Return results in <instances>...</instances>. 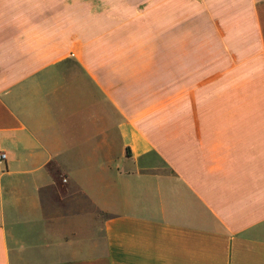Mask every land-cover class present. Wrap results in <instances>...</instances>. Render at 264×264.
Wrapping results in <instances>:
<instances>
[{"label":"crops","instance_id":"crops-1","mask_svg":"<svg viewBox=\"0 0 264 264\" xmlns=\"http://www.w3.org/2000/svg\"><path fill=\"white\" fill-rule=\"evenodd\" d=\"M0 264H264V0H0Z\"/></svg>","mask_w":264,"mask_h":264},{"label":"built area","instance_id":"built-area-1","mask_svg":"<svg viewBox=\"0 0 264 264\" xmlns=\"http://www.w3.org/2000/svg\"><path fill=\"white\" fill-rule=\"evenodd\" d=\"M6 160V153L4 151H0V165H2Z\"/></svg>","mask_w":264,"mask_h":264}]
</instances>
